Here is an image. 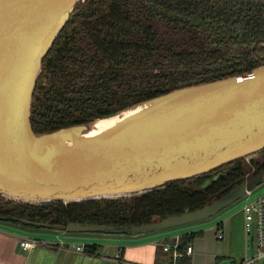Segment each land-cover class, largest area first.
Instances as JSON below:
<instances>
[{
  "label": "water",
  "instance_id": "1",
  "mask_svg": "<svg viewBox=\"0 0 264 264\" xmlns=\"http://www.w3.org/2000/svg\"><path fill=\"white\" fill-rule=\"evenodd\" d=\"M83 2L0 0V197L43 206L130 197L264 150V66L120 111L110 117L147 106L98 138H83L97 120L35 134L31 105L42 61ZM263 183L264 172L250 175L211 204L147 225L34 227L68 236L148 235L216 217Z\"/></svg>",
  "mask_w": 264,
  "mask_h": 264
},
{
  "label": "trees",
  "instance_id": "2",
  "mask_svg": "<svg viewBox=\"0 0 264 264\" xmlns=\"http://www.w3.org/2000/svg\"><path fill=\"white\" fill-rule=\"evenodd\" d=\"M261 66L264 0H84L42 61L31 127L41 135L86 125ZM244 162L130 198L43 206L0 197V222L31 232H50L34 224L147 225L154 217L194 211L233 191L245 180ZM262 172L264 162L257 163L254 176ZM197 235L180 237L178 251ZM176 262L190 263L185 255Z\"/></svg>",
  "mask_w": 264,
  "mask_h": 264
},
{
  "label": "crops",
  "instance_id": "3",
  "mask_svg": "<svg viewBox=\"0 0 264 264\" xmlns=\"http://www.w3.org/2000/svg\"><path fill=\"white\" fill-rule=\"evenodd\" d=\"M217 229L223 233L221 241L215 238ZM190 233L198 235L188 244L192 247L191 256L185 255L189 264H233L248 255L246 240L253 248L252 238L244 236L240 210L214 222L206 220L179 231L136 237L98 235L89 237L91 240L87 242L63 234L32 233L0 222V264H173L170 253L164 252L162 246ZM22 240L38 241L40 246L24 251L18 246ZM81 244L94 248L91 252L78 253L74 246Z\"/></svg>",
  "mask_w": 264,
  "mask_h": 264
},
{
  "label": "built area",
  "instance_id": "4",
  "mask_svg": "<svg viewBox=\"0 0 264 264\" xmlns=\"http://www.w3.org/2000/svg\"><path fill=\"white\" fill-rule=\"evenodd\" d=\"M252 193L246 194L242 199L244 201L240 208V213L243 218V233L246 239L252 238L253 248L249 246L246 240V254L242 259L233 264H264V193L258 196H252ZM215 238L217 241L223 240V233L221 230H216ZM179 238H175L173 243L164 244L162 250L170 253L172 262L175 264L176 260L182 255L188 257L192 254L191 245H187L184 252L178 251ZM18 246L28 251L32 248L40 246L38 241L22 240L18 242ZM74 250L78 253L91 252L90 245L74 246Z\"/></svg>",
  "mask_w": 264,
  "mask_h": 264
},
{
  "label": "rangeland",
  "instance_id": "5",
  "mask_svg": "<svg viewBox=\"0 0 264 264\" xmlns=\"http://www.w3.org/2000/svg\"><path fill=\"white\" fill-rule=\"evenodd\" d=\"M243 160L245 161L244 163H245V168H246L245 177H249L250 175H254V171L256 169L257 163H263L264 162V155L262 153H256V154L251 155L247 159H243ZM261 193H264V183L259 185L258 187H256L253 190L252 196H258ZM130 197H133V196H130ZM130 197H126V198H130ZM243 203H244V201L241 198L240 200H238L237 202H235L234 204H232L228 208H226L224 211L219 213L216 217H213V218L208 219V220L210 222H214L216 220L221 219L222 217H224L226 215L230 216L232 214H235L238 210H240ZM185 228H187V227L175 228L174 230L179 231V230H183ZM32 233H37V232H32ZM41 233H48V232H41ZM73 236L79 238V240H81V242H87V241H89L88 239L91 240V238H89V237L98 236V235L90 234V235H73Z\"/></svg>",
  "mask_w": 264,
  "mask_h": 264
},
{
  "label": "bare ground",
  "instance_id": "6",
  "mask_svg": "<svg viewBox=\"0 0 264 264\" xmlns=\"http://www.w3.org/2000/svg\"><path fill=\"white\" fill-rule=\"evenodd\" d=\"M146 107H140V108H136V109H128L127 111H124L123 113L107 118V119H101V120H97L96 122H94L91 131L85 136L83 137L84 139H94V138H98L106 133H108L109 131H111L112 129L116 128L117 126H119L121 123H123L124 121H126L129 117L144 111V109H146ZM66 147H70V144H66Z\"/></svg>",
  "mask_w": 264,
  "mask_h": 264
}]
</instances>
